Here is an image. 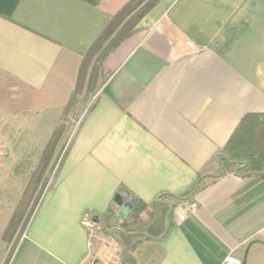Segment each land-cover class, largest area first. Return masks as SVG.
<instances>
[{
    "label": "crops",
    "instance_id": "crops-1",
    "mask_svg": "<svg viewBox=\"0 0 264 264\" xmlns=\"http://www.w3.org/2000/svg\"><path fill=\"white\" fill-rule=\"evenodd\" d=\"M130 1L0 0V128L17 162L33 165L20 199L83 56ZM104 66L98 102L10 264H123V247L132 264H221L230 253L264 264V171L218 160L246 115L264 119V0H160ZM121 188L142 205L125 224L110 211ZM20 199L0 202V264ZM159 199L174 205L168 231ZM86 212L103 226L93 243Z\"/></svg>",
    "mask_w": 264,
    "mask_h": 264
},
{
    "label": "trees",
    "instance_id": "trees-1",
    "mask_svg": "<svg viewBox=\"0 0 264 264\" xmlns=\"http://www.w3.org/2000/svg\"><path fill=\"white\" fill-rule=\"evenodd\" d=\"M159 1L131 0L115 16L111 17L105 29L83 56L76 86L63 109L59 123L41 153L38 166L32 173L29 183L3 234V239L11 244V248L2 264L11 263L22 234L28 228L40 206L39 203L45 190V182L42 185L40 183L45 179L46 172L48 170L53 172L57 166L59 168L65 159L68 149H66V143L73 129L72 119L79 118L85 109L87 112L91 111L97 104L98 99L95 94L107 81L110 74L104 66L106 59L123 41L136 31L141 19ZM247 136L249 139L245 144L244 138ZM224 152L225 160L222 159L223 165L244 161L248 162V165L243 167L240 172L256 173L264 171V119H261L259 114L250 113L246 115L234 132ZM203 178L204 176L199 178L196 186L199 187ZM121 189L118 190L113 199L110 209L113 213H117L120 208L116 201V196ZM180 199L176 197V200ZM138 207H142L140 202L135 206V208ZM168 210L169 208L166 207L165 211L167 212ZM124 221L123 219V224H125ZM19 227L20 230H18ZM122 263L132 264V261L125 257Z\"/></svg>",
    "mask_w": 264,
    "mask_h": 264
},
{
    "label": "rangeland",
    "instance_id": "rangeland-1",
    "mask_svg": "<svg viewBox=\"0 0 264 264\" xmlns=\"http://www.w3.org/2000/svg\"><path fill=\"white\" fill-rule=\"evenodd\" d=\"M75 120H77V118L72 119L73 128L76 122ZM248 139V136L244 138L245 144L247 143ZM0 142H5L9 148V155L6 165L3 169V172L0 174V202H6L7 204L5 206L10 207L11 209V207L15 206L20 199V196L28 181V176L32 172L33 165L28 163L26 160L17 162V156L13 152V147L11 144L10 133L8 130L4 129V126L0 128ZM57 169L58 166L53 172H49L47 174L44 187L48 185L50 180L52 184ZM20 227L18 230H20Z\"/></svg>",
    "mask_w": 264,
    "mask_h": 264
},
{
    "label": "built area",
    "instance_id": "built-area-1",
    "mask_svg": "<svg viewBox=\"0 0 264 264\" xmlns=\"http://www.w3.org/2000/svg\"><path fill=\"white\" fill-rule=\"evenodd\" d=\"M97 96V95H96ZM87 110H85L77 120H75L74 128L72 129L70 136L68 138V141L66 143V149L69 147L70 142L76 133L77 128L79 127L81 121L83 120ZM9 155V148L6 144L0 143V170L4 167L6 164L7 158ZM51 184V180L49 181L48 185L45 187L44 194L42 196V199L39 203L41 204L46 192L48 191ZM198 208L197 203H193L190 206L191 211H196ZM81 225L86 230L87 235L91 242L93 243L96 239H98L101 234L103 233V226L102 224L97 221L94 216L90 212H86L81 219ZM104 243H107V238L104 237V239H101ZM221 264H243L242 260L235 256L233 253H230L226 258L221 262Z\"/></svg>",
    "mask_w": 264,
    "mask_h": 264
},
{
    "label": "water",
    "instance_id": "water-1",
    "mask_svg": "<svg viewBox=\"0 0 264 264\" xmlns=\"http://www.w3.org/2000/svg\"><path fill=\"white\" fill-rule=\"evenodd\" d=\"M218 160H219V163L221 165V168H223L222 159L219 157ZM238 163H240L241 166H239L236 169V173H238L239 169L243 168L245 165L248 164L247 162H243V161H240ZM222 171L223 170H221V173H219V174L218 173H208V174H206V177H217L220 174H222ZM197 189H198V186H196L194 192L191 195H189L187 198L190 199L192 197V195H194V193L197 191ZM116 201L118 202V204L120 206L117 214L121 219H124L127 217L128 213L133 209V207L135 206V204L137 203L138 200L135 196L131 195L127 190L121 189L119 191V194L116 196ZM158 201L159 202H165L170 206L169 212L167 214V221H166V231H168L170 228V217H171V214L174 210V205L171 201H163L160 199ZM115 230L120 231V229H118V228H115ZM115 230H114V232H115ZM125 233L129 234L128 232H125ZM130 234H140V233L134 232V233H130ZM118 239H119V242L122 244V240L120 238H118ZM124 254H125V248L123 247V250L121 253L122 262H124Z\"/></svg>",
    "mask_w": 264,
    "mask_h": 264
}]
</instances>
